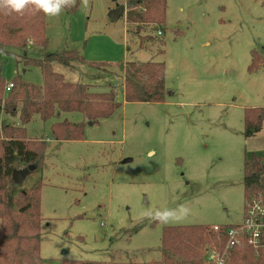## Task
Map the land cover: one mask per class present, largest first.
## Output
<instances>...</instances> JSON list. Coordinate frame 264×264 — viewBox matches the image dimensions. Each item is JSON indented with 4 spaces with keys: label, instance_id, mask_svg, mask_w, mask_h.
Wrapping results in <instances>:
<instances>
[{
    "label": "rangeland",
    "instance_id": "obj_1",
    "mask_svg": "<svg viewBox=\"0 0 264 264\" xmlns=\"http://www.w3.org/2000/svg\"><path fill=\"white\" fill-rule=\"evenodd\" d=\"M119 7L126 0H88L87 7L80 0L74 12L45 16V50L29 42L24 52H0L5 84L16 73L42 84L37 67L23 66L24 54L40 59L74 49L109 68L76 62L66 78L93 85L92 92L113 84L118 91L120 108L96 125L80 113L62 114L60 121L84 123L80 141L50 140L56 117L26 126L28 140L47 139L42 165L21 187L42 185L40 257L49 264H152L160 260L164 226L240 223L244 162L264 155V121L251 137L243 121L246 109L264 108V0H166L161 35L151 26L127 32L123 14L108 17ZM145 35L154 39L140 46ZM251 51L260 61L253 71ZM149 60L165 65L164 101L124 102L121 69ZM179 206L188 209L179 221L144 216Z\"/></svg>",
    "mask_w": 264,
    "mask_h": 264
},
{
    "label": "trees",
    "instance_id": "obj_2",
    "mask_svg": "<svg viewBox=\"0 0 264 264\" xmlns=\"http://www.w3.org/2000/svg\"><path fill=\"white\" fill-rule=\"evenodd\" d=\"M69 11L74 12L79 4ZM166 0H126L125 23L127 32L134 27L136 33L151 26L157 33L164 30ZM152 36L139 38L140 46ZM45 50V15L25 13L5 15L0 13V52L13 48L26 51L28 43ZM162 53V51L160 52ZM23 66L37 67L42 75V84L37 86L24 81L18 73L12 78L10 91L5 90V81L0 74V264H49L40 257V193L41 183L29 189L15 186L12 175L14 164L32 166L36 172L42 165L47 139L28 140L26 126L38 117L43 122L59 118L61 114L80 113L88 124L113 115L121 106L116 101L118 91L113 86L107 92H92L81 82L67 79L54 70V65L73 68L74 63L88 65L97 70L109 68L107 62H87L76 50L44 53L42 58H28ZM249 70L259 68L258 54L251 51ZM121 88L126 103H161L166 97L165 65L163 62H129L121 69ZM16 118L18 126L9 119ZM244 136L251 137L261 130L264 108L246 109L244 113ZM83 122L57 121L50 128L49 139L57 142L80 141L84 135ZM28 175V176H29ZM27 176V177H28ZM244 201L261 197L264 203V155L252 154L243 165ZM233 225H222L218 233H210L208 226H164L161 233L160 260L152 264H203L202 248L214 243L219 248L225 244V231ZM61 264H130L104 261H68ZM231 264H257L247 246L235 249Z\"/></svg>",
    "mask_w": 264,
    "mask_h": 264
},
{
    "label": "built area",
    "instance_id": "obj_3",
    "mask_svg": "<svg viewBox=\"0 0 264 264\" xmlns=\"http://www.w3.org/2000/svg\"><path fill=\"white\" fill-rule=\"evenodd\" d=\"M12 87V83L5 84L6 91H10ZM220 228L221 226L212 225L207 230L218 233ZM225 239L221 248L214 243L205 245L202 250L203 264H231L232 252L243 246L251 250L257 264H264V203L261 197L244 201L242 220L225 231Z\"/></svg>",
    "mask_w": 264,
    "mask_h": 264
},
{
    "label": "clouds",
    "instance_id": "obj_4",
    "mask_svg": "<svg viewBox=\"0 0 264 264\" xmlns=\"http://www.w3.org/2000/svg\"><path fill=\"white\" fill-rule=\"evenodd\" d=\"M76 3L77 0H0V13L19 16L25 13H43L48 18H58ZM82 3L84 7L88 6V0H82ZM187 213V208L179 206L177 209L148 211L144 216L161 223H168L183 219Z\"/></svg>",
    "mask_w": 264,
    "mask_h": 264
},
{
    "label": "water",
    "instance_id": "obj_5",
    "mask_svg": "<svg viewBox=\"0 0 264 264\" xmlns=\"http://www.w3.org/2000/svg\"><path fill=\"white\" fill-rule=\"evenodd\" d=\"M124 8L123 7H119L118 9H116L115 11L111 12L108 17L109 19L115 21L117 20L121 14L124 13ZM14 172H13V175H12V179H13V182H14V185L15 186H19L21 185L25 179L27 178V176L29 175V173L31 171H33V167L32 166H29V167H26V168H23V169H18V165L17 164H14Z\"/></svg>",
    "mask_w": 264,
    "mask_h": 264
},
{
    "label": "crops",
    "instance_id": "obj_6",
    "mask_svg": "<svg viewBox=\"0 0 264 264\" xmlns=\"http://www.w3.org/2000/svg\"><path fill=\"white\" fill-rule=\"evenodd\" d=\"M123 15H124V18H125V11H124ZM68 70H71V69H69V68L66 69V68H65V69L61 70L60 73H62L65 77H67L68 72H70V71H68ZM70 76H71V75H70ZM67 79H68V78H67ZM69 80L74 81V82H79L78 80H72V79H69ZM81 83H82V82H81ZM61 116H62V114H61L60 117L57 119V121H60ZM4 119H5V118H4L3 116L0 117V123H1V121L4 120ZM9 120L13 121L15 125H18V121H17L16 118H14V119H9ZM57 121H56V122H57ZM61 121H62V120H61ZM29 188H30V187H29Z\"/></svg>",
    "mask_w": 264,
    "mask_h": 264
}]
</instances>
